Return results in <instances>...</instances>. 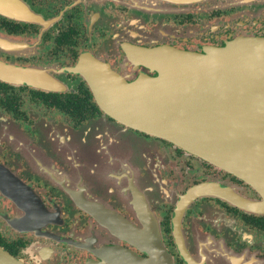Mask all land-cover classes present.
I'll return each mask as SVG.
<instances>
[{
	"label": "flooded vegetation",
	"instance_id": "obj_1",
	"mask_svg": "<svg viewBox=\"0 0 264 264\" xmlns=\"http://www.w3.org/2000/svg\"><path fill=\"white\" fill-rule=\"evenodd\" d=\"M0 0V249L19 264H264L258 183L99 105L86 64L155 76L133 56L264 37V2ZM89 70V69H88Z\"/></svg>",
	"mask_w": 264,
	"mask_h": 264
},
{
	"label": "water",
	"instance_id": "obj_2",
	"mask_svg": "<svg viewBox=\"0 0 264 264\" xmlns=\"http://www.w3.org/2000/svg\"><path fill=\"white\" fill-rule=\"evenodd\" d=\"M221 6L264 0H154ZM153 77L115 75L105 64L84 72L102 109L120 122L258 183L264 178V37L241 35L200 52L170 46L138 51ZM89 69V70H88ZM149 258L123 264H171L150 241ZM0 264H19L0 249Z\"/></svg>",
	"mask_w": 264,
	"mask_h": 264
}]
</instances>
